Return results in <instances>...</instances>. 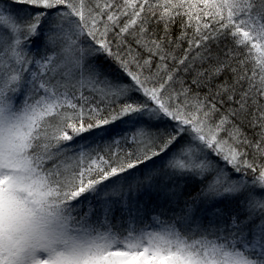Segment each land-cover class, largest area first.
<instances>
[{
	"label": "snow or ice",
	"instance_id": "6c2138e0",
	"mask_svg": "<svg viewBox=\"0 0 264 264\" xmlns=\"http://www.w3.org/2000/svg\"><path fill=\"white\" fill-rule=\"evenodd\" d=\"M0 264H264V0H0Z\"/></svg>",
	"mask_w": 264,
	"mask_h": 264
}]
</instances>
